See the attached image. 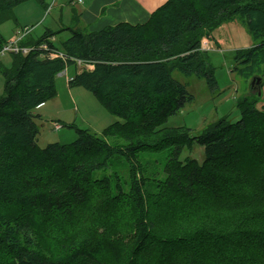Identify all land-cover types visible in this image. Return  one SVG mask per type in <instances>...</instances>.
<instances>
[{
	"label": "trees",
	"instance_id": "obj_1",
	"mask_svg": "<svg viewBox=\"0 0 264 264\" xmlns=\"http://www.w3.org/2000/svg\"><path fill=\"white\" fill-rule=\"evenodd\" d=\"M24 1L0 0V25L15 21L14 7ZM233 21L244 24L256 42L234 56L244 65L235 70L249 77L264 64V0H165L144 23L121 22L90 33L61 30L70 36L60 50L50 42L55 34L49 32L21 43L33 51L15 55L12 69L2 70L0 264H145L141 257L154 264L151 259L158 251L168 256L157 264H264V254L259 257L264 253V222L250 220L252 213L256 218L255 206L264 202V111L255 107L254 98L244 97L237 101L235 122L220 119L197 136L167 124L193 99L172 73L204 79L213 89L214 69L200 51L201 40ZM78 62L79 72L68 87L89 91L119 120L100 136L78 129L74 142L40 148L36 120L42 116L37 111L55 97L56 77ZM107 138L123 145L114 150ZM195 145L203 148L202 163L180 160L181 152ZM169 148L163 179L152 188L138 153ZM115 155L129 162L130 190L125 193L118 181L111 188L105 179L98 186L106 188L105 197L113 202L134 204L139 253L131 256L125 245L89 239L75 229L67 240L61 236L57 257L40 254L32 235L58 219L59 212L64 214L68 205L85 202L98 188L92 190L98 184L92 172L105 168ZM229 199L237 210L224 220L192 214L186 221H174L169 231L179 238H165L162 230L168 225L153 216L172 211L176 204H223ZM252 239L257 241L250 244Z\"/></svg>",
	"mask_w": 264,
	"mask_h": 264
},
{
	"label": "rangeland",
	"instance_id": "obj_2",
	"mask_svg": "<svg viewBox=\"0 0 264 264\" xmlns=\"http://www.w3.org/2000/svg\"><path fill=\"white\" fill-rule=\"evenodd\" d=\"M164 2L165 0H84V4H77V0H45L41 4L36 0H27L14 7L15 21L7 20L1 23L0 35L3 42L7 43L15 37H19L18 34L23 28L30 31L29 34L25 35L23 41L38 40L48 32L54 33L55 37L52 44L60 50V43L70 36L69 31H60L70 28L74 13L79 15L81 12L87 11L91 15H100L102 12L106 16L109 12H114V16L122 21L144 23V17L155 12ZM92 3L94 6L90 12L88 5ZM81 5H83V9ZM112 21L115 23L116 20L112 19ZM81 32L90 33L87 28ZM211 35L214 41L212 42L211 37L208 36L202 38L201 42L203 43L200 51L206 53L208 62L214 69L216 86L213 89L207 85L204 79H198L195 76L183 77L177 72L172 73L176 81L185 85L187 92L192 95L193 99L186 103L184 108L175 116L170 117L167 124L171 127H186L194 136L199 135L207 126L220 119L225 118L235 122L239 117L236 105L241 98H254L255 107L264 111V64L260 65V71L255 70L256 72L250 73L249 77L240 75L235 70L244 67V65L235 62V53L256 45L245 25L239 21L224 23L216 28ZM13 59L14 55L9 53L0 55V97L3 95L4 89L2 70H11ZM77 70V65L66 66V69L61 73L62 75L55 79V97L37 111L43 117V119L36 120L37 145L40 148L54 143L70 144L75 141L78 129L89 130L100 136L107 127L119 120L112 116L89 91L80 86L68 87V82L74 78ZM255 78L261 82L254 80ZM55 124L61 126L57 131L54 129ZM106 142L114 150L123 145L116 138H107ZM169 152L170 148L161 152L138 153L137 160L142 166L144 176L149 178L148 182L152 188L156 183L155 180L163 179L162 168L167 162ZM186 158L195 159L198 163H202L204 159L203 148L195 145L190 151L184 149L181 152L180 160ZM91 178L98 183L93 186L92 190L95 186L98 188L92 191L85 202L72 205L66 203L68 208L64 214L59 212L58 219L52 221L48 227L42 225L32 235L35 250L43 256L57 257L58 246L62 241L61 236H67V240L75 229L80 230L89 239L105 238L111 240L112 243L118 242L125 245L130 248L131 256H136L139 253V248L135 242L136 221L139 219V214L134 204L129 201L113 202L105 197L106 188H99L98 186L103 179L110 180L109 187L111 188L118 181L124 192H128L130 190L129 162L126 158L115 155L108 161L105 168L92 172ZM261 190V194L264 195V188ZM229 200H224L225 203L223 204L205 200V202L191 207L176 204L172 211L157 215L155 213L153 216L155 219H159V222L161 221L164 226L168 225V228L161 229L165 238H179L182 235L176 237L175 231H169L170 228L174 229L171 227V224L175 223L174 221H186L192 214H206L217 220H224L237 210L234 209L235 200ZM75 202L77 203V201ZM254 212L256 218L252 213L250 220L264 222V202L263 205L255 206ZM256 241L257 239H252L250 244ZM138 246L141 247L139 244ZM263 254L261 253L259 257L261 258ZM167 256L168 254L158 251L151 260L157 264L160 260H166ZM237 256L241 257V255ZM173 258L180 259L178 255H174ZM141 259L145 264H148L145 259L142 257ZM150 264L152 263L150 262ZM181 264H185L183 260Z\"/></svg>",
	"mask_w": 264,
	"mask_h": 264
},
{
	"label": "crops",
	"instance_id": "obj_3",
	"mask_svg": "<svg viewBox=\"0 0 264 264\" xmlns=\"http://www.w3.org/2000/svg\"><path fill=\"white\" fill-rule=\"evenodd\" d=\"M77 4H84V0H82V2ZM76 4V5H77ZM94 4H90L88 5L89 11L91 12L92 8H93ZM81 8L83 9V5H81ZM103 8V7H102ZM101 8V9H102ZM96 14V13H94ZM99 16V17H98ZM82 17V18H80ZM80 18V19H79ZM145 21L149 18V15H147V17L145 16ZM112 19H115V23L112 21ZM61 20V19H60ZM144 21V22H145ZM61 22V21H60ZM121 22H125L120 20L118 17L114 16V12H109L106 16H104L101 12L100 15H91L90 13H88L87 11H83L81 12L79 15L74 13V16L72 15V22L70 24V28L69 29H75V30H84V29H89L90 32H97L105 27L108 26H114L117 23H121ZM128 23V22H125ZM129 24H138V23H129ZM54 38L50 39V42L52 43V40ZM211 41L213 42V37L211 36ZM79 67V66H78ZM79 69V68H78ZM79 72V70H77L75 72V75ZM62 74H59L57 77L61 76ZM42 109V106L39 108V110ZM38 110V111H39ZM41 115V114H40ZM42 116V115H41ZM43 119V117H41Z\"/></svg>",
	"mask_w": 264,
	"mask_h": 264
},
{
	"label": "built area",
	"instance_id": "obj_4",
	"mask_svg": "<svg viewBox=\"0 0 264 264\" xmlns=\"http://www.w3.org/2000/svg\"><path fill=\"white\" fill-rule=\"evenodd\" d=\"M78 3L82 2V0H77ZM29 30L23 29L21 31L20 34H18L19 37H15L14 39H12L11 41L7 42V43H3L0 45V55H4V54H12V55H22V56H26L27 54H29L31 51H33V46H23L21 45L25 35L29 34ZM203 42H201L202 44ZM42 48H46L45 46H43ZM201 48V46H200ZM202 49V48H201ZM59 57H61L62 55L59 53L58 54ZM80 65V63H77V66ZM61 128L60 125L55 124L54 125V129L57 131Z\"/></svg>",
	"mask_w": 264,
	"mask_h": 264
},
{
	"label": "water",
	"instance_id": "obj_5",
	"mask_svg": "<svg viewBox=\"0 0 264 264\" xmlns=\"http://www.w3.org/2000/svg\"><path fill=\"white\" fill-rule=\"evenodd\" d=\"M259 81V80H258ZM253 82H254V80H253ZM252 86H253V83L251 84Z\"/></svg>",
	"mask_w": 264,
	"mask_h": 264
}]
</instances>
